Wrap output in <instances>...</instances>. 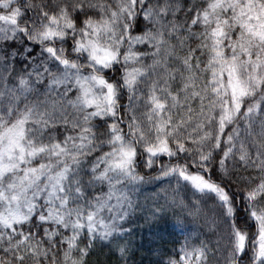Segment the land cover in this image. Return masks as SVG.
<instances>
[{"label": "snow or ice", "instance_id": "1", "mask_svg": "<svg viewBox=\"0 0 264 264\" xmlns=\"http://www.w3.org/2000/svg\"><path fill=\"white\" fill-rule=\"evenodd\" d=\"M152 182L161 264H264V0H0V264H127Z\"/></svg>", "mask_w": 264, "mask_h": 264}, {"label": "trees", "instance_id": "2", "mask_svg": "<svg viewBox=\"0 0 264 264\" xmlns=\"http://www.w3.org/2000/svg\"><path fill=\"white\" fill-rule=\"evenodd\" d=\"M111 75L118 77L119 71ZM140 171L141 174L149 172L142 166ZM154 174L150 173V175ZM132 219L135 222L128 225L131 231L126 233L122 240L129 249L127 264H161L162 260L167 259L168 253L174 254L178 250L179 242L175 232L164 227L149 228L135 216H132ZM204 231L207 230L204 229ZM117 259L118 254L113 256L107 247L97 244L88 257V264H117ZM210 264H215V260L210 258Z\"/></svg>", "mask_w": 264, "mask_h": 264}, {"label": "rangeland", "instance_id": "3", "mask_svg": "<svg viewBox=\"0 0 264 264\" xmlns=\"http://www.w3.org/2000/svg\"><path fill=\"white\" fill-rule=\"evenodd\" d=\"M105 150H107V149H105ZM158 183H160V182L147 183V184H144L141 186V190L137 194V200L141 204L142 209H137L136 213L133 214V216H135V218H137V216L147 215L148 212L152 208L155 207V199L154 198L156 197V193L159 190L157 188ZM164 186H167L166 182H165ZM159 203H163V200H160ZM192 229L193 230L191 232H189L187 230L181 232L179 229L173 230V229L168 228V230L175 232L177 237H178V242H179L178 249L181 245H183L185 243L186 237H190L189 242H191V243H197L198 237L200 239L207 238V237L200 235V232L204 231V229H200L197 224H193Z\"/></svg>", "mask_w": 264, "mask_h": 264}]
</instances>
